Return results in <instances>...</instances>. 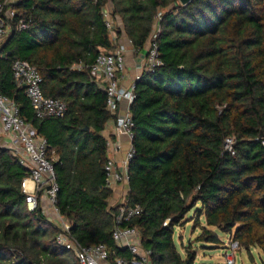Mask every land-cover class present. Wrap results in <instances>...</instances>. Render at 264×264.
<instances>
[{"label": "trees", "instance_id": "1", "mask_svg": "<svg viewBox=\"0 0 264 264\" xmlns=\"http://www.w3.org/2000/svg\"><path fill=\"white\" fill-rule=\"evenodd\" d=\"M109 4L123 24L114 31L125 32L135 48L144 49L159 28L154 41L163 62L136 82L127 199L141 211L122 226L138 228L155 264H222L197 263L195 251L179 250L175 231L191 212L202 228L199 240L219 244V230L264 252V0L13 3L14 23L22 17L30 27L15 28L0 45V93L47 139L56 204L72 237L83 246L105 243L112 264L134 258L113 237L118 206L106 186L103 130L115 115L90 73L98 56L116 47ZM16 59L37 67L45 95L67 104L63 116H36L14 78ZM30 172L0 134V264H80L58 243L57 225L40 207L29 209L22 182Z\"/></svg>", "mask_w": 264, "mask_h": 264}, {"label": "built area", "instance_id": "2", "mask_svg": "<svg viewBox=\"0 0 264 264\" xmlns=\"http://www.w3.org/2000/svg\"><path fill=\"white\" fill-rule=\"evenodd\" d=\"M17 0H0V42L3 41L16 28L25 30L30 27L25 18H20L14 23L17 10L13 3ZM161 16V12L158 14ZM110 31H114L112 21H107ZM157 27L150 39L149 48H134V51H145L146 62L142 67V73L154 70L163 64L159 56V48L154 39L157 37ZM132 41L130 40V43ZM127 46L125 43H117L109 52L98 56L96 62L90 67L91 76L96 79L108 94L107 109L115 115V124L130 141V146L125 152L122 161L109 157L105 165L106 186L113 191L122 184L129 185V162L135 154L133 145L134 119L131 112V104L136 98V82L142 73L137 76L135 83L124 86L121 77L127 69ZM78 67H81L78 65ZM13 74L15 80L23 86L26 84V94L38 118L48 116H63L67 110V104L60 98L47 96L42 89V76L37 67L26 60L16 59L13 62ZM125 103V109L119 111L120 105ZM0 134L5 137L3 145L14 151L23 165L30 169V175L22 182V189L26 193V202L30 210L40 207L48 219H56L59 232L57 241L61 246L75 252L80 264H112L110 249L105 243L83 246L71 235V222L60 213L57 207L59 183L57 181L53 160L48 157L49 145L47 139L37 134L33 125L27 122L19 113V108L9 97L0 93ZM234 140L226 139V146L232 153ZM120 141L108 140V151H122ZM128 192L116 204L117 226L113 232L114 239L121 247L128 248L134 258L129 261L121 257L115 259L116 264H155L149 256V251L142 247L141 234L138 228L122 226L130 221L140 211L139 205L128 203ZM234 239V238H233ZM232 250H237L239 242L233 240L230 244ZM235 257V256H234ZM235 258L228 257L226 264H234Z\"/></svg>", "mask_w": 264, "mask_h": 264}, {"label": "rangeland", "instance_id": "3", "mask_svg": "<svg viewBox=\"0 0 264 264\" xmlns=\"http://www.w3.org/2000/svg\"><path fill=\"white\" fill-rule=\"evenodd\" d=\"M107 20L112 21L113 26L115 28H122V19L121 17H112V6L109 4L106 10ZM115 30V29H114ZM117 33V31H114ZM113 31H111V37L114 41H116ZM125 43L127 46L126 52V62H127V53L129 51V46L133 45L130 43V39H125ZM146 43L144 48H149V42ZM3 41L0 42V45ZM117 43V42H115ZM129 45H128V44ZM134 46L132 49L134 50ZM146 59H144V63ZM5 137L2 136V140ZM195 213L191 212L187 218L183 221L182 224L177 226L175 231V241L179 247V250L186 255L187 250L195 251L196 253V262L197 263H222L226 264L228 257L235 258L234 264H264V252L258 246L251 247V249H247L239 244L237 250H232L230 244L234 238L233 234L225 233L217 230L215 227L210 226V229L217 230L219 233V237L221 243L212 244L202 240H199V236L202 234V228L200 225L195 223ZM54 223L56 219H50ZM201 224L206 225L204 219H201ZM235 256V257H234Z\"/></svg>", "mask_w": 264, "mask_h": 264}, {"label": "crops", "instance_id": "4", "mask_svg": "<svg viewBox=\"0 0 264 264\" xmlns=\"http://www.w3.org/2000/svg\"><path fill=\"white\" fill-rule=\"evenodd\" d=\"M114 32V31H113ZM117 43L125 42V39H129L127 34L123 32L121 35H117V33H113ZM4 41V40H3ZM116 43V44H117ZM128 44V43H127ZM129 45V44H128ZM133 45L129 46V51L127 53V69L121 77V83L124 86H131L135 83L137 76L142 73V67L145 64L144 59H146L145 51L141 50L136 52L132 49ZM125 109V103L120 105L119 111H123ZM103 134L107 137L109 141H120L123 145L122 151H114L113 148L108 151V157L116 159L118 162L122 161L124 158L125 152L130 146V141L126 135L120 129L116 127L115 118L111 119L105 129L103 130ZM126 192H129V185L122 184L113 191V196L111 198V204H117Z\"/></svg>", "mask_w": 264, "mask_h": 264}, {"label": "water", "instance_id": "5", "mask_svg": "<svg viewBox=\"0 0 264 264\" xmlns=\"http://www.w3.org/2000/svg\"><path fill=\"white\" fill-rule=\"evenodd\" d=\"M190 0H181L182 4H186L188 3ZM8 54H11V52H8ZM7 54H4V56H6ZM26 84H23V87L26 88ZM85 129H89V127L87 126Z\"/></svg>", "mask_w": 264, "mask_h": 264}]
</instances>
